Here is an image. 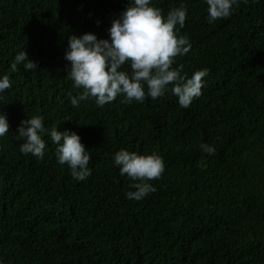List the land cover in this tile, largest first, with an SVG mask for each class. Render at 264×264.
Wrapping results in <instances>:
<instances>
[{
	"label": "trees",
	"instance_id": "trees-1",
	"mask_svg": "<svg viewBox=\"0 0 264 264\" xmlns=\"http://www.w3.org/2000/svg\"><path fill=\"white\" fill-rule=\"evenodd\" d=\"M165 14L185 3L181 33L192 49L177 57L189 77L208 68L202 95L178 105L171 86L157 100L74 108L67 76L70 35L108 38L129 0H0V76L10 89L0 111V259L4 264H264V0H247L209 23L204 0H153ZM99 22V23H98ZM26 50L37 68L11 70ZM176 66V65H174ZM77 132L91 151L92 175L75 181L46 135L44 159L24 155L23 119ZM200 143L216 148L203 153ZM127 148L159 152L166 170L156 192L127 199L131 181L113 164Z\"/></svg>",
	"mask_w": 264,
	"mask_h": 264
},
{
	"label": "clouds",
	"instance_id": "clouds-1",
	"mask_svg": "<svg viewBox=\"0 0 264 264\" xmlns=\"http://www.w3.org/2000/svg\"><path fill=\"white\" fill-rule=\"evenodd\" d=\"M204 2L208 6L207 21L215 23L230 18L247 0ZM188 12L185 3L165 14L153 0H129V6L107 29L108 38H98L91 32L70 35L65 51V59L70 62L67 76L73 81V88L79 90L76 95L67 94L71 105L78 108L81 102L93 99L98 107L103 108L118 97H122V103L135 101L142 104L146 97L157 100L165 96L171 86L179 107H191L193 101L203 94L210 70L203 68L189 77L184 65H177V57L186 56L192 49L190 38L181 33ZM19 65H23L25 71H32L38 64L29 58L26 50H21L11 63V70L17 71ZM12 85L9 75L0 76V94ZM9 131L8 116L0 111V138ZM46 135L56 145L57 162L68 166L75 181H85L92 175L89 167L92 154L82 143L81 136L71 130L61 132L57 127L48 130L41 115L23 119L16 130L15 140L22 154L44 159ZM199 147L207 155L216 153L214 145L200 143ZM2 148L0 145V150ZM113 164L119 168L120 175L135 181L129 184L135 190L128 191L126 198L136 201L156 192L151 181L160 179L166 170L165 159L157 151L143 155L121 148L114 154ZM0 264H4L2 259Z\"/></svg>",
	"mask_w": 264,
	"mask_h": 264
}]
</instances>
